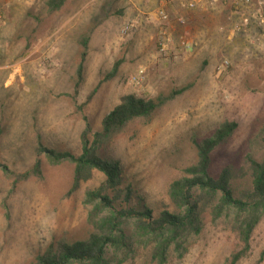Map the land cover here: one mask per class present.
Listing matches in <instances>:
<instances>
[{
	"label": "rangeland",
	"instance_id": "rangeland-1",
	"mask_svg": "<svg viewBox=\"0 0 264 264\" xmlns=\"http://www.w3.org/2000/svg\"><path fill=\"white\" fill-rule=\"evenodd\" d=\"M135 2L67 0L50 13L45 0H0V264H36L57 242L87 239L92 228L85 194L105 178L93 171L70 192L74 164L52 165L43 149L79 156L82 133L89 128L91 140L127 95L148 100L182 90L98 150L103 160L118 163L124 184L153 216L174 211L170 184L188 177L185 170L197 162L195 144L226 122L237 127L213 151L211 173L217 177L232 166L234 197L246 200L251 188L246 158L263 157L258 134L264 125V30L252 24L231 35L235 18L226 11L205 14L187 33L185 18L167 13L170 31L179 29L161 52L159 20L145 16L156 26L153 38L144 39ZM127 23L134 27L123 35ZM143 43L146 55L137 47ZM140 69V79L132 81ZM213 206L200 210L199 232L187 235L178 251L171 248L166 264H226L242 249L237 229L242 216L228 210L215 217ZM151 248V242L134 243L122 264H155ZM237 264H264V212Z\"/></svg>",
	"mask_w": 264,
	"mask_h": 264
},
{
	"label": "trees",
	"instance_id": "trees-1",
	"mask_svg": "<svg viewBox=\"0 0 264 264\" xmlns=\"http://www.w3.org/2000/svg\"><path fill=\"white\" fill-rule=\"evenodd\" d=\"M67 0H45L50 13L57 12ZM87 39L80 43L85 50ZM86 53L80 54L77 76L80 79ZM116 63L112 73L117 70ZM182 90L155 99L136 98L127 95L102 120L101 128L89 140V128L82 133L81 153L75 157L69 152L43 149L50 164L64 161L74 164L73 183L70 192L80 183L88 181L93 171L101 173L103 184L87 191L85 203L89 205L87 222L92 232L87 239L75 242L60 241L56 246L39 255L36 264H122L125 255L131 252L136 242L152 243L151 260L155 264H166L171 248L179 250L187 235L200 230L199 213L207 205L213 206V215L234 210L242 216L238 222V236L242 249L233 253L226 264H237L248 250L251 233L264 212V125L259 131V144L263 151L260 161L247 156L245 163L249 171L250 190L246 200L235 198L231 189L232 166L223 167L219 175L211 173L212 153L234 132L237 125L223 123L210 138L196 143L197 162L185 170L188 177L172 182L168 188V198L174 211H161L153 216L143 199L130 184H124L120 177L121 169L117 162L103 160L98 153L101 146L108 143L129 122L138 118H148L159 107ZM5 169V168H4ZM34 173L39 172L36 162ZM122 186V188H120ZM122 252L124 253L123 256Z\"/></svg>",
	"mask_w": 264,
	"mask_h": 264
},
{
	"label": "built area",
	"instance_id": "built-area-1",
	"mask_svg": "<svg viewBox=\"0 0 264 264\" xmlns=\"http://www.w3.org/2000/svg\"><path fill=\"white\" fill-rule=\"evenodd\" d=\"M161 7H159L155 16L159 20L162 28L159 31L158 45L161 52H164L171 42V37L165 28L168 23V14L164 9V4L167 2L176 1L183 9L186 10H204L208 7H212L217 4L229 3L231 16L235 18L232 25L230 26L229 33L238 34L247 30L250 25L255 24L259 28L264 30V0H157ZM182 23V21L179 20ZM133 25L130 23L125 24L121 33L123 35L128 34L132 29ZM182 44H185L183 42ZM143 74V70H139L137 75L132 78V81L137 82Z\"/></svg>",
	"mask_w": 264,
	"mask_h": 264
},
{
	"label": "crops",
	"instance_id": "crops-1",
	"mask_svg": "<svg viewBox=\"0 0 264 264\" xmlns=\"http://www.w3.org/2000/svg\"><path fill=\"white\" fill-rule=\"evenodd\" d=\"M136 5L138 6L137 11H138V16H141L142 19H140V29H139V33L141 32V35H145V38L146 40H150L153 38V35H154V28L156 26L155 25H151L145 18V16H150L155 18V12L156 10L161 7V4L157 1V0H136ZM173 3V4H172ZM167 2L164 4V9L165 11L169 14V15H172L173 17H180L183 16L186 20V22H188V25L189 28L187 26L184 27V32H189V29L191 30L192 27L194 29V25H196L197 21L199 18H201L202 16H204L205 14L207 13H217L218 15L221 13L225 14V12H229L230 16H231V11L228 10L227 5L226 3L225 4H219V5H216V7H213L211 9H205V10H201V9H196V10H186V9H183L182 7H179L177 5V3L175 1L173 2ZM224 11V12H223ZM171 17V16H170ZM206 25H208V22L206 23ZM169 26V24H168ZM166 25V29L168 31V34L169 36L172 38H174L178 33H174L176 32L178 26H176V28L172 27L171 28V31ZM179 29V28H178ZM178 32V31H177ZM197 31H195L196 33ZM149 35V37H148ZM189 38H187V43L189 45L192 44L193 41L196 40V35H191V36H188ZM143 38V37H142ZM146 44H147V41H146ZM145 43L143 44H140L138 45V49H140L142 52H145L144 54L146 55L147 54V51H148V46L146 45Z\"/></svg>",
	"mask_w": 264,
	"mask_h": 264
}]
</instances>
